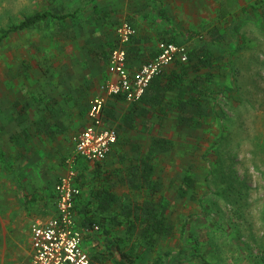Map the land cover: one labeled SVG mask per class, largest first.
<instances>
[{"label": "rangeland", "instance_id": "obj_1", "mask_svg": "<svg viewBox=\"0 0 264 264\" xmlns=\"http://www.w3.org/2000/svg\"><path fill=\"white\" fill-rule=\"evenodd\" d=\"M60 2L0 0V29L35 9H44L46 4L52 9L61 7L65 0ZM186 2L190 4L173 10L176 26L198 41L208 37L206 28H230L233 38L226 34L221 46L227 49L229 42L234 52L227 58L220 56L211 69L214 76L209 86L216 105L214 113L201 124L178 130L173 109L166 111V116L151 113L140 119L155 123V133L171 142V148L154 160V178L160 193L169 200L168 216L175 227L168 237L176 247L182 245L181 231L186 223L187 234L197 250L187 261L203 263L201 257L205 255L211 264H264V0L257 5L258 0ZM191 2H198V6ZM38 30L12 33L0 43V142L5 148L9 135L19 129L10 119L13 99L22 97L21 101H26L31 99L30 93L38 91L36 87L33 92L29 90L25 63L31 65L35 78L45 80H52L63 65L67 66L63 72L68 70L70 76L82 73L69 67L72 57L67 54L47 55L44 49L40 54L42 41L46 46L48 40L40 41ZM182 42L190 49V40ZM215 49L218 56L221 50ZM133 136L138 138V155L144 154L152 135L138 132ZM187 172L196 175V192L180 197L178 191L185 184ZM82 245L88 253L98 251L87 238ZM23 260L27 261L19 248L0 250V264Z\"/></svg>", "mask_w": 264, "mask_h": 264}, {"label": "crops", "instance_id": "obj_2", "mask_svg": "<svg viewBox=\"0 0 264 264\" xmlns=\"http://www.w3.org/2000/svg\"><path fill=\"white\" fill-rule=\"evenodd\" d=\"M187 4L190 3L186 0H65L61 7L55 6L52 9L46 4L42 9L59 11L63 15L72 13L73 16H66L62 24L39 25L40 41L42 38L48 40L46 46L42 41L44 46L39 47L40 54L42 49L48 50L47 55L67 54L72 57V63H68L69 67L82 73L70 76L68 70L63 72L64 68L67 69V66L63 65V68L56 70L52 80H45L35 78L31 65L24 64V76L30 81L29 90L33 92L36 87L38 91L30 93L31 99L26 101H21L22 97L13 99L21 101L25 107L24 120L19 123L10 116L19 129L9 135L6 148L0 142L4 157H0V250L6 251L9 246L19 248L25 260L31 258L30 225L34 221L45 222L55 215V184L67 170L68 157L75 156L73 137L89 123L87 112L96 94L101 93L106 97L104 121L107 126L116 128L118 139L104 160L91 162L80 156L75 157L76 183L81 189L76 202L87 203L91 209L90 213L97 214L96 206L104 196V189L114 193V203L102 216H106L110 222H115V215L119 214L117 219L123 218L124 207L138 200V157L143 153L138 155V138L133 134L138 136V132H147L153 138V135L157 134L156 124L154 123V129L150 130L153 123H144L141 117L151 113L166 114L152 107L151 102L129 103L122 95L106 94L103 86L112 75L108 71L109 54L116 43L117 25L123 21L130 22L137 30L127 47V64L132 70H136L142 63L152 60L158 54L160 40L170 41L175 38L177 43H183L182 39H187L192 43L190 49L196 43H209L212 51L217 46L225 49L221 46L225 41L224 36H220L223 29L217 25L206 28V41H198L195 36L183 33V29L176 26L173 10ZM191 5L198 6V2ZM229 29L225 30H228L229 37L233 38ZM212 30L213 33H210ZM214 39L217 43H214ZM229 46L230 49L233 45ZM182 64L174 62L168 66L163 71V79L166 81L167 75H170L172 70L179 69ZM206 70L202 68L200 72L205 75ZM193 76L194 73L189 75ZM23 86L27 84L24 82ZM37 92L39 93L35 94ZM167 96L171 98L173 94ZM144 107L149 108V112L138 118V112ZM109 108L113 111L110 112ZM169 109L176 111L168 102L164 110ZM129 111L135 114L134 126L126 124L127 120H124ZM151 121L153 122L152 119ZM146 125L150 131L145 130ZM16 134L21 136L14 142L11 136ZM151 140L145 149L146 152ZM154 174L152 179L157 182ZM147 193L143 191V194ZM76 219L78 222L77 215ZM78 226L80 227L79 222ZM94 226L84 229V238L98 248V251L105 250L106 246L113 248V254H108L110 258L105 260L108 264H112L113 260L120 256L122 247L128 248L138 244L146 246L150 243L147 239L138 238L136 233L129 237L125 225L109 226L112 229L109 232ZM184 242L185 240H182L185 247ZM190 246L191 244L186 246L187 251H184L181 262L177 264H197L186 260L192 258ZM175 247L174 240L162 236L156 240V246L149 254H165L168 262H176L178 256L174 255ZM90 255L93 257V254ZM201 259L204 262L199 264H211L207 256L202 255ZM141 262H145L142 256L138 258L137 264Z\"/></svg>", "mask_w": 264, "mask_h": 264}, {"label": "trees", "instance_id": "obj_3", "mask_svg": "<svg viewBox=\"0 0 264 264\" xmlns=\"http://www.w3.org/2000/svg\"><path fill=\"white\" fill-rule=\"evenodd\" d=\"M261 1L262 0H258L256 5L261 3ZM69 15H72V13L63 15L60 14L59 11L35 9L31 13L25 14L20 21L11 23L6 28H1L0 43L12 33L25 29L39 28L41 24H47L49 26L54 25V23L62 24L63 19ZM261 22L262 24L264 23L263 20ZM210 33H213V30ZM228 33V30H223L220 36L223 37ZM217 34H219V32H217ZM230 39H232V37H230ZM170 41L177 42L175 38L170 39ZM214 43H217L216 39H214ZM227 44L230 45L229 42H227ZM228 47L227 49H222L220 47L221 55L217 54L218 56H216L209 43L204 45L196 43L193 48L188 49L189 61L185 64L183 63L179 69L172 70L170 75H167L166 81L163 79L165 72L155 76L141 101H146L147 103L151 102L152 107H156L163 113H166L164 110L165 105L168 102L171 103L172 107L177 111L176 128L178 130H183L186 127L198 126L210 113H214L216 103L215 98L212 97L213 90L209 86L214 76L211 69L213 66L217 65L216 62L220 56L222 58H227L232 55L234 49H229ZM217 48L219 47L217 46ZM226 63H229V59L226 60ZM202 68L207 69L205 75L200 72ZM191 73H194L193 77H189ZM170 93H172L173 96L168 98L167 95ZM13 105L14 110L11 114V118L20 123L24 120L26 109L19 100H14ZM109 110L110 112L113 111L111 108H109ZM147 110H149V108L144 107V109H141V111L138 112V118L144 114L146 115L149 112ZM134 117L135 114L131 111L126 113L124 116V120H127L126 124L134 126ZM154 127L155 125L152 124L150 130H153ZM145 130H149L147 125ZM20 136L17 134L12 135L11 139L17 142ZM170 148L171 142L167 137L154 134L149 150L138 157V192L140 194H138V200L136 202L124 207L125 209L122 211L124 214L123 218L117 219L119 215L117 214L114 216L115 222H110L106 216H102L104 211L108 210L111 204L114 203L115 199L113 197H116L114 193L108 190L104 189V192H102L104 196L96 206L97 214L90 213L91 209L87 203L77 204L75 200L74 212L75 215L78 216L79 225L83 230L98 225L99 228H103L104 232H109V230L112 231L109 226L125 225L129 232V237L136 233L138 234V238H144L150 241L149 245L146 246L138 244V246L130 245L128 248L122 247L120 256L115 258L112 264H137L138 258L141 256L143 260L145 259V262H141V264H177L181 262L184 251H187L186 246L188 244H191L192 254L195 255L197 253H195V251H197L196 246L194 247L192 243V236L187 234V224L185 223L181 231V239L185 240V247L183 244L175 247L174 255L175 257L178 256L176 262H172V260L168 262L165 254L163 255L160 253L153 256L149 254L150 251L155 248L158 238L171 235L175 229L173 221L168 216L169 200L164 193H160L159 184L152 179L155 172L154 160L158 158L162 152ZM0 157L1 159L4 158L1 149ZM183 182L185 184L180 186L178 191L179 196L184 197L189 191H191V194H193V192L195 194L196 175L194 172H187L183 177ZM144 190L148 193L143 194ZM110 253L113 254V248L111 249L106 246L105 250L102 249L94 253L93 258L104 264L105 260L110 258L108 256ZM170 254L171 252L168 253V255ZM190 256L192 257L193 255L190 254Z\"/></svg>", "mask_w": 264, "mask_h": 264}, {"label": "built area", "instance_id": "obj_4", "mask_svg": "<svg viewBox=\"0 0 264 264\" xmlns=\"http://www.w3.org/2000/svg\"><path fill=\"white\" fill-rule=\"evenodd\" d=\"M136 33V28L128 21L117 26L116 43L108 59V71L112 75L103 86L106 94L122 95L129 103L140 102L153 78L172 63L189 61L185 44L160 40L158 54L152 60L142 63L136 70L130 69L127 47ZM105 102V95L92 99L87 112L89 123L73 137L75 156L68 157L67 170L55 184L56 213L45 222L34 221L30 225L31 258L18 264H103L82 245L84 230L78 226L74 204L81 192L76 183L75 157L91 162L104 160L118 139L116 128L105 124Z\"/></svg>", "mask_w": 264, "mask_h": 264}]
</instances>
